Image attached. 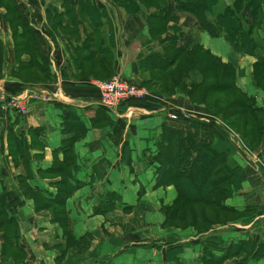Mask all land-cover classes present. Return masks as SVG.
Instances as JSON below:
<instances>
[{
  "label": "crops",
  "instance_id": "crops-1",
  "mask_svg": "<svg viewBox=\"0 0 264 264\" xmlns=\"http://www.w3.org/2000/svg\"><path fill=\"white\" fill-rule=\"evenodd\" d=\"M234 1L223 8L225 0H220L217 8L223 9L218 13ZM17 2L28 26L41 36L52 81L24 84L16 76L19 73L16 39L6 19L7 7L1 6L0 2V44L3 48L0 194L14 195L21 202L17 220L28 261L31 264H58V247L64 242L63 230L51 221L49 212L36 210V201L26 194L25 186L44 194L57 193L55 183L60 177H48L47 172L54 162L62 163L71 157L62 149L64 141L72 137L62 126L64 110L78 112L89 128L101 105L100 93L94 85L99 80L87 79L77 70L74 46L70 42L64 37L49 35L55 16L62 15V19L68 21L64 25L68 24V27L72 25L71 16L80 21L79 6L73 14L66 12L76 0ZM95 5L107 10L113 26L114 78L121 77L131 85L146 88L143 84L150 73L144 70L140 60V55L147 51L143 45L148 37L144 22L114 5L113 0H95ZM184 21L183 18L181 24ZM105 29L102 38L108 41L110 35ZM184 31H193L205 50L223 64L236 68L235 83L243 94V101L251 99L256 109L264 108V92L255 86V58L235 54L224 38L211 37L201 31L199 25ZM200 32L211 39H223L230 53L223 56L210 43L201 42ZM79 33L85 37L83 30ZM197 39L194 38L192 44ZM28 60L27 56L23 57V61ZM202 81L200 73L192 72L186 85L191 88ZM36 94L54 99L46 103L35 99ZM150 99L154 102L146 101ZM21 100L27 101L26 116L8 107ZM108 113L117 125L115 128L90 129L74 146L78 169L67 177L77 179L80 188L68 199L67 210L79 244L67 252L61 264H205V244L211 246L215 259L227 256L222 264H264L263 149L249 147L243 136L221 116L215 115L205 104L194 103L183 92L160 97L149 95ZM182 119L197 120L221 131L234 148L233 161L241 168L243 177L241 189L224 202V206L233 212L230 215L233 218L214 225L204 234L194 228L168 227L165 211L178 200L179 192L174 185L157 187L156 142L165 123H175L179 129L182 124L176 122ZM37 129L43 131L41 136L34 132ZM21 139L25 142L24 148H20ZM112 194L115 197L108 198ZM103 208L104 212L95 213ZM248 208L251 212H245ZM3 246L4 238L0 234V264Z\"/></svg>",
  "mask_w": 264,
  "mask_h": 264
},
{
  "label": "trees",
  "instance_id": "trees-1",
  "mask_svg": "<svg viewBox=\"0 0 264 264\" xmlns=\"http://www.w3.org/2000/svg\"><path fill=\"white\" fill-rule=\"evenodd\" d=\"M0 2L1 6L7 7L6 19L16 39V58L19 62V73L16 76L19 78L33 72L31 74L36 82L52 81L49 58L40 34L28 26L17 0ZM113 4L124 8L136 20H142L148 30V37L143 43L147 51L140 55L142 67L150 73L143 84L146 88L161 83L165 74H168L169 79L164 86L169 95L152 92L154 95L170 96L181 91L194 103L210 107L215 115L221 116L227 125L234 128L217 108L208 104V100L228 94L231 101V105L228 106L230 116L236 120L243 118L245 128L249 130L246 135L240 133L241 136L249 147L260 149L254 145H261L264 151V108L256 109L251 99H244V102L243 94L235 83L236 68L230 64H223L219 58L205 50L193 31H184L199 25L200 30L211 37L224 38L235 54L255 58L256 63L253 67L255 86L264 92V0H235L230 7L218 14L216 8L220 5V0H113ZM76 6H79L85 37L82 38L79 33L81 29L78 27L77 17L71 16L72 25L68 27V24L64 25L68 21L62 19V15L55 16L52 22L53 31H49V35L53 38L64 37L74 46L75 63L81 75L84 76L86 67L91 64L99 71L109 73L107 78H110L103 80L109 81L116 74V69L113 26L107 16V10L97 7L95 0H76L66 8V12L73 14ZM48 14H51L49 9ZM183 18L185 21L181 24ZM105 28L110 35L108 41L102 38V31L104 33ZM74 37H79L82 41H76ZM194 38L197 42L192 44ZM24 56L29 60L23 61ZM104 58H110L111 62L103 64ZM2 64L3 48L0 44V72ZM174 67L177 73L172 71ZM192 72L200 73L203 81L188 88L184 79ZM171 77L174 79H170ZM232 94H237L238 99L236 100ZM133 101L137 100L123 104L121 109ZM146 101L154 102L152 99ZM108 112L109 110L100 105L88 128L85 119L78 112L72 109L64 110L62 126L65 132L72 134V137L64 141L62 149L71 157L62 163L54 162L53 167L47 172L48 177L55 179L60 177L55 183L57 193L44 194L29 185L25 186L26 194L36 201V210L49 212L51 221L63 230L64 242L58 247V264L63 262L70 249L77 248L79 244V240L73 234L67 210L68 199L80 188L77 179L67 177L78 169L74 146L90 129L115 128L117 125ZM176 123H181L182 127L178 129L175 123H165L156 142L157 187L174 185L179 192L178 200L165 211L166 223L168 227L194 228L199 234H204L214 225L222 224L229 219L213 222L209 217L211 212L218 210L227 217L233 213L224 206V202L241 189L243 183L241 168L234 163V148L221 131L197 120L182 119ZM235 131L238 132L239 129ZM34 132L41 136L43 131L37 129ZM19 143L20 148H24V140H19ZM110 196L115 197L112 194L108 198ZM20 203L14 195L0 194V234H3L4 238L1 264H31L27 252L21 245L17 220ZM104 208L95 213L104 212ZM245 212H251V209L248 208ZM211 250V246L204 245L205 264H222L227 259V256L215 259Z\"/></svg>",
  "mask_w": 264,
  "mask_h": 264
},
{
  "label": "rangeland",
  "instance_id": "rangeland-1",
  "mask_svg": "<svg viewBox=\"0 0 264 264\" xmlns=\"http://www.w3.org/2000/svg\"><path fill=\"white\" fill-rule=\"evenodd\" d=\"M231 3H232V0H225V3L223 5V8L225 6H227V5H230ZM222 9L220 7L217 8L216 13H218ZM78 27L81 30H82V27L84 28V25L82 24L81 21L78 22ZM74 39L76 41H82V39H79V37H74ZM199 39L203 43H206V42L207 43H210L212 46L215 47L214 50H217L223 56L226 54V52H229L230 53V51H229L230 48L228 47V45L226 44V42L223 39H211L210 37H208L206 34H204L202 32L199 33ZM131 52H132V56H135V53L133 51H131ZM229 57H231V55H229ZM102 61H103V64H108V63L111 62V59L110 58H108V59L107 58H104ZM172 71L174 73H177L176 67H174L172 69ZM31 73H33V72H31ZM31 73L28 74V75H31V76H28V75L24 74L23 76H20L19 79L20 80H23L26 83H34V82H36L35 81V77ZM93 74H95V75L93 76ZM107 76H109V73L105 74L104 72L99 71V69L93 67L91 64H89L88 67H86L85 74H84V77L93 78V79L96 78V79H99V81L108 80L110 77L107 78ZM104 78H106V79H104ZM188 78H185L184 79V83H186V81H187ZM168 79H169V75L168 74H165L164 80L161 83H159V84H157L155 86H150V87H148L149 89H146L145 88V90L148 92V95L153 96V93L152 92H154V93L155 92L156 93H162V94H165V95H169V92L165 88L166 86H164V85H166L165 83L168 81ZM170 79H174V77H171ZM103 82H107V81H103ZM177 82H178V80H177ZM178 83H180V82H178ZM177 92H181V91H177ZM177 92H174V94L176 95ZM232 95L235 96L236 100L238 99V95L237 94H232ZM222 98H223V102H222ZM233 101H234V99H233ZM208 104H210L211 106L217 108V110H219L224 115L226 121H229L230 124L232 126H234V128L236 130L239 129V131H238L239 133H242V134L246 135L249 132V130H247L245 128V120L243 118H242V120L239 119V118H237V120L239 119L238 120L239 122L237 123V120L236 119H233L230 116V114L228 112V110L230 108L228 109V106L231 105V101H229V99H228V94L227 95H223V96H221V95L216 96L214 100H211V101L208 100ZM163 118H164V116H163ZM249 141H253V139H249ZM254 146H256L258 148H262L261 145H254ZM209 217L211 218V220L213 222H215V221H221L223 219H228L229 217L232 219L231 216L227 217L225 215H222L218 210H215L214 213L211 212L209 214Z\"/></svg>",
  "mask_w": 264,
  "mask_h": 264
},
{
  "label": "built area",
  "instance_id": "built-area-1",
  "mask_svg": "<svg viewBox=\"0 0 264 264\" xmlns=\"http://www.w3.org/2000/svg\"><path fill=\"white\" fill-rule=\"evenodd\" d=\"M95 87L100 93L101 105L109 111H115L122 107L123 104L131 100H144L149 95L145 88L131 85L121 77H115L107 82H95ZM35 99H40L46 103L51 102L54 97L36 94ZM8 107L17 111L20 115L26 116L28 113L27 101L21 100L13 102Z\"/></svg>",
  "mask_w": 264,
  "mask_h": 264
}]
</instances>
